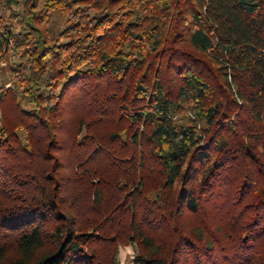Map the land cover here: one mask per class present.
Wrapping results in <instances>:
<instances>
[{"label":"trees","instance_id":"trees-1","mask_svg":"<svg viewBox=\"0 0 264 264\" xmlns=\"http://www.w3.org/2000/svg\"><path fill=\"white\" fill-rule=\"evenodd\" d=\"M0 111V264H264V0H0Z\"/></svg>","mask_w":264,"mask_h":264},{"label":"rangeland","instance_id":"rangeland-1","mask_svg":"<svg viewBox=\"0 0 264 264\" xmlns=\"http://www.w3.org/2000/svg\"><path fill=\"white\" fill-rule=\"evenodd\" d=\"M63 26H64L63 22L59 18H55L51 22L52 34L55 36L59 32V30L63 28ZM9 86L10 85L8 84L7 87ZM0 119H1V111H0ZM136 252H137V248L135 245L127 244L120 246L118 257L121 264H133V259L135 257Z\"/></svg>","mask_w":264,"mask_h":264}]
</instances>
